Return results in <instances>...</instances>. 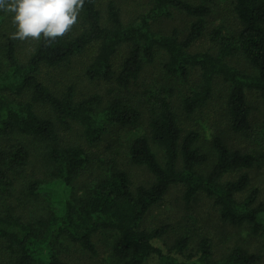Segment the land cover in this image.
I'll use <instances>...</instances> for the list:
<instances>
[{"label": "trees", "instance_id": "obj_1", "mask_svg": "<svg viewBox=\"0 0 264 264\" xmlns=\"http://www.w3.org/2000/svg\"><path fill=\"white\" fill-rule=\"evenodd\" d=\"M225 1L233 24L209 29L217 0H85L48 46L0 11V264H261L264 0ZM173 188L241 238L186 231L163 253L169 228L144 224Z\"/></svg>", "mask_w": 264, "mask_h": 264}, {"label": "rangeland", "instance_id": "obj_2", "mask_svg": "<svg viewBox=\"0 0 264 264\" xmlns=\"http://www.w3.org/2000/svg\"><path fill=\"white\" fill-rule=\"evenodd\" d=\"M125 13L127 14L128 10L131 11L132 9H136L137 6L140 7L142 0H120ZM218 1V8H219V15L214 18L212 22V27H216L220 23L226 24H233L234 20L231 17V11L229 5H227L225 0H217ZM138 9V8H137ZM177 18L173 20H165L158 21L155 24L156 29H161L163 31H169L173 26H179L184 24L182 22V17L176 16ZM210 45L209 39L207 36L202 38L198 43L194 45L192 48V52L204 51ZM29 50V47L27 48ZM27 50V51H28ZM25 51V52H27ZM84 85H87L84 82ZM256 109L259 108L258 112L255 111L257 114V124L254 125L255 130L254 132H258L257 136L260 134L262 136L264 134V105L261 103L255 104ZM127 140L126 137H120L117 141L120 144L124 143V140ZM122 142H121V141ZM104 147V146H103ZM129 171L132 175L133 181L136 184H145L146 180L148 179L149 175L147 171L143 167H132L129 168ZM257 177H259L258 184L261 187L263 193L262 198L264 200V176L263 171L258 172ZM205 200H201L193 206L186 207L181 199V193L179 189H171V191L167 194L163 202L156 206L151 213L149 214L146 223L144 224L147 227V230L156 229L161 226H167L169 232L168 234L163 237L161 240L154 241V244L161 248L163 253L172 254L173 251V243L175 240L180 236L184 235L185 232L189 231L194 235L203 233H209L210 235L215 236V243H218L219 246L230 245L234 242V239H240L239 233L235 235V230L231 228L222 229L220 226L215 209L211 207ZM242 238L246 235L243 233ZM100 248V246H99ZM170 249V250H169ZM195 252L193 247L189 246L187 250L183 251V254L189 255ZM101 255L97 257L98 263H110L108 261L107 256L103 253L101 249ZM176 255V254H175ZM194 255V254H193ZM146 264H159V259L154 257L150 259ZM261 264H264V255Z\"/></svg>", "mask_w": 264, "mask_h": 264}, {"label": "clouds", "instance_id": "obj_3", "mask_svg": "<svg viewBox=\"0 0 264 264\" xmlns=\"http://www.w3.org/2000/svg\"><path fill=\"white\" fill-rule=\"evenodd\" d=\"M85 0H0V11L12 14V38L41 40L45 46L65 36L77 23Z\"/></svg>", "mask_w": 264, "mask_h": 264}]
</instances>
